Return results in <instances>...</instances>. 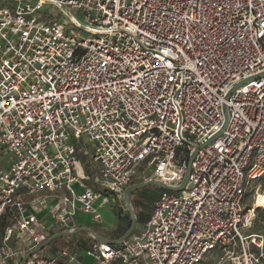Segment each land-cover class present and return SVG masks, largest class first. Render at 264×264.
<instances>
[{
    "label": "built area",
    "instance_id": "1",
    "mask_svg": "<svg viewBox=\"0 0 264 264\" xmlns=\"http://www.w3.org/2000/svg\"><path fill=\"white\" fill-rule=\"evenodd\" d=\"M262 72L264 0H0V264L126 205L140 166L172 188L134 234L22 264H264V235L244 234Z\"/></svg>",
    "mask_w": 264,
    "mask_h": 264
},
{
    "label": "rangeland",
    "instance_id": "2",
    "mask_svg": "<svg viewBox=\"0 0 264 264\" xmlns=\"http://www.w3.org/2000/svg\"><path fill=\"white\" fill-rule=\"evenodd\" d=\"M48 9V6H44L42 8V12L46 11ZM58 20L62 21L63 17L60 14H57L55 16ZM88 158H84V160L87 161ZM152 175L151 169L147 168L145 169L143 167H138L136 170V175L134 179L135 183H140L143 181L149 180ZM159 190V186L150 183L148 185L142 186L140 188L135 189L132 192V196L141 199L142 201L151 202L153 195ZM43 194H51V192H48L47 190L42 191ZM53 198L47 199L46 207L47 209L50 207L56 206V201H53ZM253 206L257 207L255 209V217L253 220L252 225L244 230V234L248 233H257V234H264V181H261L260 178L254 181H250L245 192L244 196V210H247L248 208H252ZM139 207H135L132 209L133 214L136 215V213L139 212ZM47 211H43L40 214H38L39 218H45L43 221L45 223H49L50 219L46 218ZM102 213V220L100 223H94L92 222V218H90L88 215L80 213L78 218L81 220H85L84 222L79 220L77 221V224H82L83 227L90 228L92 231L98 232V234L104 238L108 239H117L120 238L124 233V230L126 228V221L128 216L130 217V214L127 210L126 205H124L123 201H114L111 199V202L107 205H105L103 208H101ZM58 224L57 222H55ZM137 224V223H136ZM138 227V225H135L134 231ZM59 228L57 227V230ZM138 229V228H137ZM90 234L89 231H79L76 232L70 236H66L69 238H78L80 236H88ZM134 234V233H133ZM53 245V242L50 241L49 244H47L40 252H45L47 248H50ZM40 252H35L32 256H36ZM197 264H228V261L221 256V253L218 254L216 250L210 251L206 256Z\"/></svg>",
    "mask_w": 264,
    "mask_h": 264
},
{
    "label": "trees",
    "instance_id": "3",
    "mask_svg": "<svg viewBox=\"0 0 264 264\" xmlns=\"http://www.w3.org/2000/svg\"><path fill=\"white\" fill-rule=\"evenodd\" d=\"M261 181H264V175L260 177ZM164 188L159 187V190L155 193V195H153L151 202H144L141 199H137L135 197L132 196L130 197V205L131 208H135V207H139V212L136 213L135 215V220H136V225H138V227H136L135 231H133V233H135L137 231V228H139L144 222L145 220L149 217L150 212L152 210V201L153 199L157 196L158 192L161 191ZM131 223V219L128 216L127 221H126V228L124 230L123 233H125L127 231V229L129 228ZM3 225H1L2 227L5 225V223H2ZM264 235V234H263ZM96 239L94 235H92L91 233L88 236H80L78 238H69L66 236H59V237H55L51 240V242H53V245L51 246L54 250H56L57 248L60 247H69L71 250L75 251V250H84L92 240Z\"/></svg>",
    "mask_w": 264,
    "mask_h": 264
},
{
    "label": "water",
    "instance_id": "4",
    "mask_svg": "<svg viewBox=\"0 0 264 264\" xmlns=\"http://www.w3.org/2000/svg\"><path fill=\"white\" fill-rule=\"evenodd\" d=\"M264 74V72L258 74L257 76H260ZM251 79V77L243 80V81H247ZM242 81V82H243ZM189 170V164H188V167H187V172ZM150 183H154L156 185H158L159 187L161 188H172L170 186H167L166 184L160 182V181H157L155 179H150V180H147V181H143V182H140V183H135V184H132L131 186H129L126 190H125V193H124V200H125V203H126V207H127V210L130 214V219H131V223H130V226L129 228L127 229V231L120 237V238H117V239H107V238H104L102 236H100L98 234V232H95V231H92L90 228H86V227H83V226H80V227H77L74 231H65V232H58V233H55L51 236H49L44 242H42L39 246H37L36 248H34L33 250H31L29 253H27L20 264L23 263V261H25L28 257H30L31 255H33L35 252L41 250L43 247H45L47 244L50 243V241L55 238V237H59V236H70L76 232H79V231H89L92 235L95 236L96 239H98L99 241H103V242H107V243H115L117 240H125L127 238H129L132 234H133V231H134V228H135V225H136V220H135V215L133 214L132 212V208H131V205H130V197H131V194L132 192L137 189V188H140L142 186H145V185H148Z\"/></svg>",
    "mask_w": 264,
    "mask_h": 264
},
{
    "label": "crops",
    "instance_id": "5",
    "mask_svg": "<svg viewBox=\"0 0 264 264\" xmlns=\"http://www.w3.org/2000/svg\"><path fill=\"white\" fill-rule=\"evenodd\" d=\"M79 220H81V219H79ZM81 221H83V222H84L85 220H81ZM77 225H78V227L82 226V224H80V223H79V224H77ZM57 233H58V232H57ZM22 259H23V258H22ZM22 259H21V261H22ZM21 261H20V263H21Z\"/></svg>",
    "mask_w": 264,
    "mask_h": 264
},
{
    "label": "bare ground",
    "instance_id": "6",
    "mask_svg": "<svg viewBox=\"0 0 264 264\" xmlns=\"http://www.w3.org/2000/svg\"><path fill=\"white\" fill-rule=\"evenodd\" d=\"M252 208L255 210L257 207L253 206Z\"/></svg>",
    "mask_w": 264,
    "mask_h": 264
}]
</instances>
